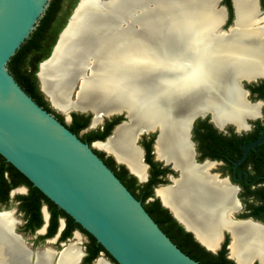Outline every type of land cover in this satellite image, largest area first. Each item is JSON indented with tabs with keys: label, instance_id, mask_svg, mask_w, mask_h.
<instances>
[{
	"label": "bare ground",
	"instance_id": "6f19581e",
	"mask_svg": "<svg viewBox=\"0 0 264 264\" xmlns=\"http://www.w3.org/2000/svg\"><path fill=\"white\" fill-rule=\"evenodd\" d=\"M215 1L184 0L169 25L178 36L172 48L163 50L152 41H135L125 48L112 35L103 39L90 75L84 72L89 70V62L86 68L75 62L73 76L79 74L80 84L71 101L67 90L61 85L54 89L50 79L62 67L65 39L77 33L81 14L88 15L95 8L92 0H85L61 35L53 57L42 64L39 77L59 109H90L93 124L114 109L126 110L128 121L96 145L125 161L140 180L146 175L134 139L138 132L157 126V156L172 161L180 176L173 185L157 189L160 197L156 195L207 247H218L222 231L227 230L233 259L241 264L254 259L264 264V229L255 223L230 220L232 189L203 174L209 164L193 163L187 140L189 119L197 111L210 112L216 123L228 120L238 127L244 117L256 114V106L245 100L237 84L240 76L264 73V38L255 20L256 0H234L235 23L225 33L218 30L224 13L214 9ZM87 50L89 58V46ZM53 59L56 64H50ZM44 215L46 219V212ZM19 222L9 212L0 214V264L27 263L29 252L10 232L12 224ZM76 234L77 239L56 254L55 262H51L55 252L46 247L37 251L34 264H78L82 251L76 245L80 241ZM94 264L108 262L99 257Z\"/></svg>",
	"mask_w": 264,
	"mask_h": 264
},
{
	"label": "water",
	"instance_id": "95a60500",
	"mask_svg": "<svg viewBox=\"0 0 264 264\" xmlns=\"http://www.w3.org/2000/svg\"><path fill=\"white\" fill-rule=\"evenodd\" d=\"M83 1L85 0H78L76 3L50 54L40 61L36 72L39 89L45 99H48L52 108L67 114L68 118L75 110L85 112L87 109L72 107L59 109L44 90L39 73L42 64L53 57L61 35ZM92 1L95 8L88 15L81 14L77 33L65 39V51L60 59L62 67L58 74L51 76L50 79L54 89L61 85L67 90L69 100L68 91L75 62L78 61L86 68L90 59L93 62L98 60L99 44L101 45L103 39L112 35L111 38L115 41L120 39L119 43L125 45V48L128 47V43L132 46L135 41H152L163 50L172 48L178 41V36L169 25L179 14L176 11L183 8L184 0ZM219 2L220 0H216L213 7L221 9L225 18V9L219 6ZM49 4L50 0H0V155L44 196L92 235L118 264H200L170 240L145 210L141 201L127 189L93 149V143L105 142L112 136L116 127L128 121L126 110L114 109L105 115L110 117L124 114L126 120L118 123L105 140L94 141L89 145L70 131L54 113L47 111L27 94L9 71V60L36 29ZM221 25L218 27L219 32H227L228 30H223ZM87 46H89V58ZM55 60L53 59L50 64H56ZM263 77L264 73L238 77L237 84L247 102L243 83L255 82ZM89 111L93 119L94 112L90 109ZM101 114L102 112L99 113ZM207 115L212 119L208 111L202 110L192 114L187 130L188 140L194 120ZM105 117L101 116L102 120ZM248 119L250 117H245L243 123ZM226 125H230V122L223 123L221 127ZM152 132H157V140L159 135L157 126L137 133L134 145L140 152L139 138L143 134ZM263 140L264 132L256 141L244 146V155L240 160L245 157L249 148L255 147ZM114 158L117 162H122L115 156ZM130 172L132 173L131 170ZM160 203L186 230L193 233L161 199ZM5 212L15 217L14 209L0 210V214ZM43 212L47 214L46 207L43 208ZM48 216L47 214L45 219L44 215V224L38 229V233L45 232ZM246 222L258 224L264 229L260 223L249 220ZM16 226L17 223H13L10 232L29 252L26 264H34V261L31 262L32 256L40 250H32L22 234L16 231ZM62 228L63 220L56 235L47 240L56 241ZM193 236L201 246L212 253L220 249L221 243L218 247L209 248L194 233ZM53 251L55 253L51 259L52 263L59 252L55 249ZM83 255L82 251L78 264L81 263ZM228 257L236 264H241L230 256V250ZM255 260L247 264H254ZM258 263L261 264L259 261Z\"/></svg>",
	"mask_w": 264,
	"mask_h": 264
},
{
	"label": "flooded vegetation",
	"instance_id": "af4514ba",
	"mask_svg": "<svg viewBox=\"0 0 264 264\" xmlns=\"http://www.w3.org/2000/svg\"><path fill=\"white\" fill-rule=\"evenodd\" d=\"M72 1L73 0H61L60 3L61 10L59 9L56 13L53 14L51 25L48 27L47 31L44 34L42 40L43 49H45V47H47L49 43L52 41L55 30L62 23L65 13L72 4ZM219 6L225 9V18L223 17V24L221 25V28L223 30L229 31V27H232L234 25L236 19L234 0H220ZM256 6H257V15L255 20H257V26L262 27V32H263L262 36L264 38V0H256ZM243 84L246 90L248 103L256 106L255 116L253 117L246 116V117H250V119H248L246 123H243V119L245 118L244 117L242 119V126L240 127H238L236 123L228 120L216 123L211 113L210 114L213 120L211 119L210 115H207L205 117H198L194 120V122L191 125L189 132V140L188 137L187 140L191 147L190 151H191V159L193 163L195 165L209 164L208 167L202 170L203 174L207 178L212 179V181H214L215 183L228 186L232 189L234 208L232 209L229 215L230 220L235 222L249 220L252 222L260 223L264 226V140L261 143L257 144L255 147L249 148L245 157L242 160H240L244 155V146H246L247 144L253 141H256L264 132V77L255 82H250V83L244 82ZM71 113L82 115L81 118L78 117V119H81L82 121H85L86 117L90 114V113L75 112V111ZM71 113H70V121L72 120ZM63 120L65 123H67L64 118ZM123 120H126L124 114L112 115L110 117L103 118L102 121L96 124H93L92 113H91L88 124L79 132V136L91 132H103L109 128L111 129L110 130V134H111L115 126L118 123L122 122ZM225 122H230V125L221 127V125H223V123ZM156 136H157V132H152L141 135V137L138 140V145L142 152L141 153L139 151L141 154L139 162L144 166L145 175H146L145 176L146 178L144 177V180L142 179V181L139 180L140 178L137 176L136 173H134L128 167L125 161L119 159L123 163L117 162L114 156L112 155L113 153L110 151L108 152L112 154L105 151H102V153H103V159H106L107 161L111 162L112 168L115 171L119 172L120 174H124L127 177L129 175L134 176L137 183L141 187L149 180H152L153 182L152 185L150 186L152 190V196L149 197L147 200L152 201L153 199L156 198L160 202L161 198L159 199L160 196L157 193V189H159L160 187H167L173 185L174 181L179 178L180 171L177 168H175L174 163L172 161H167L164 158H160L157 156L155 149L157 142ZM105 138L103 140H105ZM98 140L99 139L93 140L90 144ZM93 149L95 151H98L94 147ZM130 170L136 176L132 174ZM18 187L9 190L8 200L5 201L0 198V210L6 209L8 202L10 201V193L15 189H17ZM24 187L26 188V193H27L28 188L26 186ZM156 193L159 197L156 196ZM16 195H23V194H15L13 198H15ZM15 202H16L17 210L20 211L19 202L18 201ZM45 207L47 214L49 215L45 232L44 233L37 232L38 229L44 224V212L43 209L41 208V216H42L43 224L34 232H31L30 228L27 227L26 225L28 218L26 216L24 217L23 215V223L21 228L22 230H20L21 233L23 234L37 233L36 235L37 241H45L47 239L53 238L56 235L55 234L51 237H44V235H46L47 233L49 220H50V212L48 210L47 205H45ZM20 212L23 214L22 211ZM61 220H63V228L61 229L56 241L58 243H61L63 241H67L73 236H75L76 237L75 239H77V234L75 233L76 230L72 232V235L69 238H66L65 240L60 239L61 234L65 229V225H66L65 219L60 218L58 221L59 223H58L57 231L61 225ZM176 222L183 229L181 230L178 228L180 232L190 233L194 238L193 236L194 232L192 233L186 230L185 227L182 224H180L177 220ZM174 225L177 227L176 224ZM80 233L83 234L82 232ZM222 235L223 237L219 250L225 249L226 252H224V258L230 259L228 257V250H229L228 244L231 239L230 232L227 230H223ZM78 236L80 237L79 234ZM87 243H88V238L87 241L84 243L83 257L87 254L86 253ZM34 257L35 256L33 254L31 260L32 263L34 261ZM254 264H259L258 260H255Z\"/></svg>",
	"mask_w": 264,
	"mask_h": 264
},
{
	"label": "trees",
	"instance_id": "16d2710c",
	"mask_svg": "<svg viewBox=\"0 0 264 264\" xmlns=\"http://www.w3.org/2000/svg\"><path fill=\"white\" fill-rule=\"evenodd\" d=\"M77 0H73L69 9L66 11L62 23L55 30L52 41L45 49H43L42 40L48 27L51 25L53 14L59 9L61 10V0H50V4L39 20L36 29L30 34V37L24 41L16 53L11 57L8 62V68L18 84L29 94L39 105L43 106L47 111L55 114L56 118L60 120L70 131L75 133L81 140L87 142L89 145L93 140H103L110 134V128L103 132H91L79 136V132L88 124L90 114L86 117L85 121L78 119L82 115L71 113L72 120L69 124L65 123L63 117L55 112L48 102L46 101L43 93L39 89L38 78L36 72L41 60L45 59L51 52L54 43L58 37L59 32L62 30L67 22V18L71 14L72 9L75 7ZM95 151V150H94ZM102 159L103 153L95 151ZM105 164L115 173L127 189L141 201L143 207L158 224L161 230L176 244V246L185 254L198 261L200 264H236L233 260L225 259V249L218 250L212 253L201 246L190 233L180 232L182 229L176 220L172 217L168 209L163 207L158 199L148 201L147 199L152 196V180L143 184L142 187L137 183L134 176L128 177L120 174L112 168V163L103 159ZM112 161V160H111ZM113 162V161H112ZM26 186L28 192L23 195H16L14 200L19 202V210L23 212L24 217L28 218L27 227L31 232H34L42 224L41 208L45 204L50 212V220L48 230L44 237H51L56 234L58 228V221L60 218L65 219V229L61 234V240H65L72 235L74 230H79L88 238L86 244V255L82 258L81 264H91L101 253L109 257L114 264H118L105 249L95 240V238L85 231L78 223H76L69 215L63 210L59 209L52 201L44 196L32 183L15 169L10 163L0 155V198L8 200L9 190L18 187ZM176 224L177 227L174 225Z\"/></svg>",
	"mask_w": 264,
	"mask_h": 264
},
{
	"label": "rangeland",
	"instance_id": "374dc122",
	"mask_svg": "<svg viewBox=\"0 0 264 264\" xmlns=\"http://www.w3.org/2000/svg\"><path fill=\"white\" fill-rule=\"evenodd\" d=\"M136 27H137V25H136ZM91 60L92 59H90L89 64H92L93 61H91ZM90 69L91 68H89V70L88 69L84 70L86 75H88V73L90 75V71H91ZM79 73H80V71H79ZM79 84H80V78H79V74H77L76 76H73V78L71 80V86H70L69 91H68L69 92V98L72 101L75 99V97L77 95V92H78V89H79ZM46 101L50 105L48 99H46ZM52 109L54 111H56L57 113H59L65 119L67 124L70 123V118H68L67 114H65V113H63V112H61V111H59L57 109H54V108H52ZM75 112H80V110H75ZM85 113H90V115H91V112L89 111V109H87L85 111ZM93 145H94L93 147L96 150H98L99 152L104 151V150L98 148L96 143H93ZM24 193H26V188L24 186L18 187L17 189L12 191L10 193V201L8 202V205H7L6 209H14L15 210L14 216L20 221V223L17 224V226H16V230H17L18 233L22 234V236L24 237V240L26 242H28V245H29L30 248H32V250H40V249H43L45 247H51V248H53V249H55L57 251H60L68 243L74 242L76 240L75 239L76 237L73 236L72 238L68 239L67 241H63L61 243H58L57 241H51V240L37 241V239H36L37 233L36 234H34V233H25V234L21 233L20 230H22L21 228H22V223H23V214L20 211L17 210L16 202L14 201L13 196L15 194H24ZM43 208H45V205H42V209ZM75 232H78V234L80 235V241L77 242L76 245H78L79 248L82 251H84V249H83L84 248V243L87 241V238H86V236L84 234H81L78 230H76ZM56 257H57V255L55 256V259H56ZM99 257L104 258L108 262V264H114L112 262V260L109 257H107L104 253L99 254V256L97 258H99ZM55 259H54V261H55ZM95 260L91 264H94Z\"/></svg>",
	"mask_w": 264,
	"mask_h": 264
}]
</instances>
